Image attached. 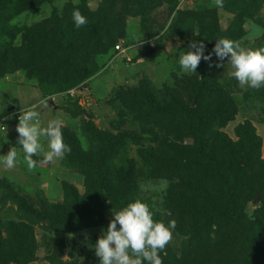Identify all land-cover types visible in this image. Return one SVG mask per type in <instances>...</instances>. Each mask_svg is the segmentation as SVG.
<instances>
[{
  "label": "trees",
  "instance_id": "obj_1",
  "mask_svg": "<svg viewBox=\"0 0 264 264\" xmlns=\"http://www.w3.org/2000/svg\"><path fill=\"white\" fill-rule=\"evenodd\" d=\"M54 1L0 0V38H10L1 54L4 60L7 54L17 60L34 50L33 54L31 52L33 59L28 55L21 68L36 81L41 77L56 78L52 84L61 88L71 87L96 72L95 56L110 57L111 50L115 52V46L119 45L117 42L127 37L128 19L147 21L141 32L153 38L157 26H153L155 22L151 21L149 10L166 7L168 11L175 12L177 8L176 0H101L95 10H90L82 0L78 5L54 8L48 21H40L30 28L22 29L13 24L22 14ZM259 4L260 0H244L239 16L248 17L249 6L258 7ZM75 9H79L88 21L80 28L73 21ZM192 14V11H179L173 21L177 24L179 19ZM213 24L202 33L193 34L189 27L184 26L176 32L183 38H190L193 34V42L198 43L203 41L202 35L205 34V42L212 43L218 30V25ZM258 24L264 27V16ZM24 30L27 34L23 43L26 44L15 47L14 41ZM154 50L159 53L160 45ZM39 54L40 62L33 69ZM15 67L13 65L12 68ZM13 71L11 69L10 72ZM181 73L172 72L159 89L146 78L136 87L114 96L113 101L119 102L120 110H125L120 113V122L111 123L112 129L120 133H91V137L97 133L104 135L103 150L83 152L75 134L65 131L63 140L71 149L66 154L71 159L72 168L84 175L85 190L79 194L65 184L63 204H50L31 215L37 216L42 223L50 224L55 231L75 232L101 226L106 210L122 209L136 200L139 187L134 184L138 176L181 180L183 176L184 194L181 186V193L175 198L163 197L162 212L153 214V219L168 225L175 218L177 226L173 232L181 235L182 221L187 223L185 218L190 219L191 223L184 228V235H189V243L195 232L200 230L204 231L206 248L212 250L232 238L229 245L235 252L233 264H238L240 259L248 264H264V161L260 157V139L250 123L236 129V140L229 139L218 129L205 136L210 134L209 128L225 127L233 114L229 116L219 105H204L211 93L208 81L205 77L202 79L204 74L197 78L183 73L182 77ZM252 90L264 100V86ZM77 110L80 109L77 107ZM126 111L132 123L136 124L127 125L133 127L131 133L120 130V125L128 121ZM13 112L14 109L3 111L0 120ZM84 125L91 123L85 120ZM185 138L191 140L192 145L187 143L183 147L182 139ZM130 139L141 146V161L130 160L127 169L114 170L112 162L115 156L128 147ZM201 170L204 173L201 174ZM196 171V179L192 181ZM257 194L259 206L249 210L248 202ZM11 197L21 210L26 207V200L16 193L4 198ZM214 197L216 214H211L204 209ZM202 206L204 209L201 211ZM214 224L216 228L212 230ZM4 230L5 236L0 233V248L6 246L9 256L16 262L27 264L24 258H31L33 250L29 249L27 253V247H22L24 239L21 232L15 224L7 225ZM29 235L32 237L31 232ZM217 238L219 242L214 241Z\"/></svg>",
  "mask_w": 264,
  "mask_h": 264
},
{
  "label": "rangeland",
  "instance_id": "obj_2",
  "mask_svg": "<svg viewBox=\"0 0 264 264\" xmlns=\"http://www.w3.org/2000/svg\"><path fill=\"white\" fill-rule=\"evenodd\" d=\"M176 1L175 12L168 11L166 7L149 10L151 21L155 22L153 26H157V30L154 28L156 35L153 38L141 32L147 21L128 19L127 37L117 42L120 45L119 50L115 52L111 50L110 57L95 56L93 61L97 63L95 64L96 72L68 88L52 84L53 80H56L53 77L49 79L41 77V80L36 81L24 68H21L24 67V60L28 58V55L33 59L34 50H31L27 57L23 56L17 60L7 54L4 60L1 50L10 42V38L1 37L0 115L10 108L19 111L37 105L36 110L40 112L41 126H46L50 120L59 117L63 120L62 134L65 131L74 133L81 151L87 153L94 150L101 151L105 146L103 144L105 137L99 133H120L119 130L112 129L111 123L120 122V113L125 110H120L119 102L113 101L114 96L123 90L136 87L146 78L159 89L172 72L178 75L182 72L188 77L197 76V78L204 74L202 79L205 77L208 81V89L211 91L204 105L207 106V103L219 105V108H222L223 112L228 113L229 116L233 114V118L227 120L225 127L209 128L210 134L205 136L212 135L214 130L218 129L229 139L236 140V129L250 123L260 139V157L264 161V100L252 88L247 86L241 88L239 82L230 75L232 71L229 64L230 57L220 61L213 54L211 61L201 60V68L199 65L197 72L184 73L179 65V57L182 52L186 53L189 50L193 42V34L202 33L203 30L208 31L212 23L218 25V30L212 43H206V35H202V42H205L204 55L212 54L217 40L221 38L237 41L245 48L264 47V27L258 24V20L263 19L264 16V0H260L258 7L249 6L248 17L239 16L244 0H238V2L223 0V7L220 8L215 6L214 0ZM80 2L82 0H55L51 4L22 14L13 21V24L22 29L30 28L40 21H48L52 17L54 8L62 9L65 5L73 6ZM85 2L90 10H95L101 0H85ZM179 11H192L193 14L185 15V20L181 18L176 24L173 18ZM183 26L189 27L188 30L193 33L190 38H183L176 32ZM253 26H259L261 29V34L257 38H249ZM26 34L25 30L19 33L13 45L15 47L25 45L23 41ZM159 45L161 51L158 53L154 49ZM40 59L39 54L36 62L33 63L35 64L32 66L33 69L37 68ZM217 64L223 66L217 67ZM13 65H16V69L12 68ZM11 69L14 71L10 72ZM77 107L80 110H77ZM126 112L128 121L120 125V130L131 133L132 126L136 124L132 123L129 112ZM85 120L90 121L91 125H84ZM0 121H3L5 126V130L0 133V156L7 155L12 147H16L17 150V161L13 168L9 169L0 163V233L5 236L4 229L7 225L15 224L21 232V238L24 239L22 247H27V253L29 249L33 250L31 258H24L27 264H100L94 245L106 232L110 221L114 218L113 211L121 209L106 210L104 223L101 226L75 232L55 231L50 224L42 223L31 213L47 208L50 204H63L66 198L65 184L82 194L85 190V177L72 168L71 159L67 154L63 158L43 164L40 163L42 156H34L37 166L34 169H28L24 162L25 154L21 149L22 145L18 143L19 134L16 128L19 121L13 119L10 114ZM93 132L99 133L91 137ZM41 143L47 148L46 138L42 137ZM187 143L192 145L191 140L182 139L183 147ZM140 150L141 146L130 139L128 147L120 155L115 156L112 162L114 170L127 169V162L130 160L137 159L140 162ZM199 172L204 173L202 170ZM196 175L197 171L195 175H192V181L196 179ZM183 184V176L182 180L138 176L134 184L139 187L136 199L146 203L152 214H160L163 197L175 198L179 192L181 193V186L183 195ZM12 193L26 200V207L23 210L14 203L12 197L4 198L5 195ZM254 199L248 202L249 210L259 206V199L256 205L253 204ZM213 200L215 201V197L208 201V208L204 209L202 206L201 211L204 209L211 214H216ZM185 221L187 223L182 221V235L173 232L171 242L160 253L163 264H233L235 262L234 249L229 245L232 238L223 241V244L213 247L212 250L206 248L204 231L200 230L195 232V236L191 238L192 242L189 243L190 238L188 234L184 235V228L191 223V220L185 218ZM215 228L214 224L212 230ZM30 232L32 237L29 235ZM27 237H29L28 241ZM214 241L219 242L218 238ZM7 252L6 246L0 248V264H22V261L16 262ZM237 262L248 264L241 259Z\"/></svg>",
  "mask_w": 264,
  "mask_h": 264
},
{
  "label": "clouds",
  "instance_id": "obj_3",
  "mask_svg": "<svg viewBox=\"0 0 264 264\" xmlns=\"http://www.w3.org/2000/svg\"><path fill=\"white\" fill-rule=\"evenodd\" d=\"M214 4L218 8L223 7V0H214ZM72 17L77 28L88 22L79 9L73 11ZM260 34L259 26H253L249 38H257ZM204 52L203 42H192L189 50L182 52L179 57L182 71L197 72L201 60L211 61L214 54L220 61L230 57V75L239 82L241 88L247 86L259 89L264 86V47L245 48L237 41L221 38L217 40L212 54L204 55ZM36 108L37 105H33L20 111L16 128L18 143L25 154L24 162L30 170L37 166L34 156H42L40 163L43 164L63 158L71 151L63 140V120L57 117L46 126H41L40 112ZM42 137L47 140V148L41 143ZM16 161V147H12L7 155L0 156V163L9 169L15 166ZM113 215L106 232L94 245L100 264H163L160 253L172 240L173 230L177 226L174 219L168 225L163 221H155L149 206L140 199L128 203L119 211H113Z\"/></svg>",
  "mask_w": 264,
  "mask_h": 264
},
{
  "label": "built area",
  "instance_id": "obj_4",
  "mask_svg": "<svg viewBox=\"0 0 264 264\" xmlns=\"http://www.w3.org/2000/svg\"><path fill=\"white\" fill-rule=\"evenodd\" d=\"M119 47H120V45H116V46H115V50H119ZM26 109H28V108H26ZM23 110H25V109H23ZM20 111H22V110L15 111V112H13L12 114H10V116L13 117V119L19 121V120H18V117H19V115H20ZM4 130H5V126L3 125V121H0V133H1L2 131H4Z\"/></svg>",
  "mask_w": 264,
  "mask_h": 264
},
{
  "label": "water",
  "instance_id": "obj_5",
  "mask_svg": "<svg viewBox=\"0 0 264 264\" xmlns=\"http://www.w3.org/2000/svg\"><path fill=\"white\" fill-rule=\"evenodd\" d=\"M13 109L12 108H10L8 111H12ZM258 199H259V195L257 194L256 195V197H255V199H254V201H253V204H257L258 203Z\"/></svg>",
  "mask_w": 264,
  "mask_h": 264
}]
</instances>
